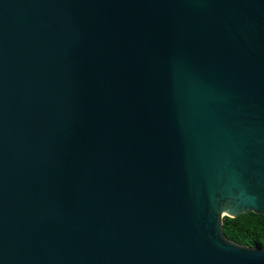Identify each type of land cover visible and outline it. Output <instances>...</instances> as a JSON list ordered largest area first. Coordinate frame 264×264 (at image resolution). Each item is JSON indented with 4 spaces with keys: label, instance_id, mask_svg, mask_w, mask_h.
<instances>
[{
    "label": "water",
    "instance_id": "95a60500",
    "mask_svg": "<svg viewBox=\"0 0 264 264\" xmlns=\"http://www.w3.org/2000/svg\"><path fill=\"white\" fill-rule=\"evenodd\" d=\"M264 0H0V264H264Z\"/></svg>",
    "mask_w": 264,
    "mask_h": 264
},
{
    "label": "trees",
    "instance_id": "16d2710c",
    "mask_svg": "<svg viewBox=\"0 0 264 264\" xmlns=\"http://www.w3.org/2000/svg\"><path fill=\"white\" fill-rule=\"evenodd\" d=\"M224 236L237 244L264 247V214L248 212L235 218H222Z\"/></svg>",
    "mask_w": 264,
    "mask_h": 264
}]
</instances>
